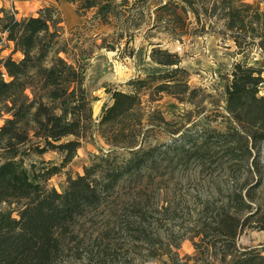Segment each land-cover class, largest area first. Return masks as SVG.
I'll return each instance as SVG.
<instances>
[{
    "label": "rangeland",
    "instance_id": "obj_1",
    "mask_svg": "<svg viewBox=\"0 0 264 264\" xmlns=\"http://www.w3.org/2000/svg\"><path fill=\"white\" fill-rule=\"evenodd\" d=\"M115 1L121 12L108 26L93 22L74 31L72 29L84 19L77 16L76 7L67 0H0V9L7 8L18 20L38 16L43 8L54 3L65 21L64 39L75 40L70 47L78 42L89 50L94 43L117 48L111 51L94 47V58L84 59L94 126L77 157L62 173L47 181L48 188L62 193L68 186L67 177L82 176L96 155L115 152L117 156H126L127 150L111 145L114 136L103 135L102 117L114 107L119 94L133 92L131 81L177 69L176 81H153L147 87L150 89L140 96L141 106L125 120L130 129L139 131L143 148L174 145L183 134L202 129L237 131L245 138L241 146L243 152L238 154L246 158L233 160L226 148L214 146L210 150L211 158L205 162L191 161L182 165L161 161L162 165L150 168L143 179L126 181L119 188V195L127 201L141 199V207L148 212L144 224L159 238L153 249L158 257L143 262L141 254H146V247L139 242L143 249L138 250L136 243L128 245L121 253L119 264H174L177 258L183 262L192 258L190 264H195L194 259L199 264H234L251 251L260 257L258 264H264V140L255 144L252 138V134L262 131L264 126L258 115L260 102H264V52L259 39L264 35L262 25L260 27L264 20V0H195L196 13L181 9L177 17L161 10L170 0H149L137 11H130V6L122 0ZM231 10L239 12L234 20L229 14ZM91 16L92 13L88 18ZM230 25L236 29H228ZM155 48L159 57L169 52L172 59L180 63L174 67L157 64L151 59ZM14 50L13 43L4 38L0 43V60L13 55L20 61L23 55L14 54ZM237 67L254 69L255 77L261 71L263 83L257 93L249 94L246 106L229 107L228 89ZM161 87H166L163 88L166 91ZM252 94H255L254 100ZM8 118L7 113L0 118V129ZM108 127L103 126L107 131L111 129ZM179 131L181 133L177 134ZM41 145L33 138L14 148L20 153L18 160L33 174L62 163L58 152H38ZM12 150L0 149V159L9 156ZM237 196L242 197L247 206L245 211L237 207ZM129 203H120L119 210L124 211ZM21 206L2 205L0 210ZM224 212L238 214L237 218L245 224L238 230L231 256L225 255L228 244L219 242L216 231ZM15 217L18 218V213ZM89 227H86L87 235L82 231L88 241L94 233V228ZM93 242L91 240V244Z\"/></svg>",
    "mask_w": 264,
    "mask_h": 264
},
{
    "label": "trees",
    "instance_id": "obj_2",
    "mask_svg": "<svg viewBox=\"0 0 264 264\" xmlns=\"http://www.w3.org/2000/svg\"><path fill=\"white\" fill-rule=\"evenodd\" d=\"M148 1L131 3L122 0L130 6V11H137ZM180 1L170 0L161 10L174 17L181 9L198 11L195 0ZM67 2L74 5L77 16L84 19L82 24L72 29L74 31L93 22L108 26L121 12L115 0ZM90 13L92 16L88 18ZM237 13L236 10L229 12L232 20L238 17ZM64 22L55 6L41 10L38 16L19 20L7 8L0 9V43L5 38L13 43L14 54L20 52L23 55L20 61H16L13 55L0 60V118L6 113L10 115L0 129V149H13L9 156L0 159V206L22 205L14 210H0V264H119L124 249L134 243L139 246V242L146 247V254H141V257L144 255L143 262H146L158 257L153 249L159 238H155L144 224L148 212L141 207V199L127 201L119 195V188L126 181L143 179L150 168L157 164L161 166V161L182 165L191 161L205 162L211 158L210 150L214 146L226 148L233 160L244 159L246 155L240 158L238 153L243 152L241 146L245 138L237 131L202 129L183 134L174 145L143 148L139 131L130 129L125 120L141 106L140 96L150 89L147 87L153 81H176L175 74L179 70H172L131 81L133 92L119 94L114 107L102 117L100 127L103 135L114 136L111 145L127 150L126 156H117L115 152L96 155L82 176L67 177L68 186L62 193L55 188L49 189L47 181L62 173L77 157L94 126V110L86 90L87 62L84 59L94 58L95 48L117 50L115 46L95 43L91 50L78 42L70 47L75 40L64 39ZM261 25L264 30V20ZM228 29L233 31L236 28L230 25ZM259 39L264 52V35ZM157 52L155 48L151 59L161 66L174 67L180 63L172 59L169 52L163 53V57H159ZM233 73L234 79L228 89L229 107L246 106L249 94L257 93L258 86L263 83L262 73L259 71L255 77L257 71L241 67ZM166 87L160 89L166 91L163 89ZM252 97L254 100L255 94ZM260 103L258 115L264 125V102ZM103 126L111 129L107 131ZM261 129L252 134L255 144L264 140V126ZM33 138L43 146L38 148V152L60 153L61 165L36 174L25 168L18 160L19 151L14 148L27 144ZM242 201V197H236L237 207L245 211L247 206ZM122 202H130L131 205L121 211ZM15 213H18V218ZM237 215L224 212L216 230L219 242L228 244L225 255L229 256L232 255L230 250L235 248L238 230L245 225ZM88 226L94 228L90 235L94 247H91V240L82 235L83 230L87 235ZM143 247L139 246L138 250ZM244 257L234 264H258L260 260L254 251L247 252ZM192 260L188 258L183 262L177 258L174 264H190ZM194 262L199 264L195 259Z\"/></svg>",
    "mask_w": 264,
    "mask_h": 264
},
{
    "label": "crops",
    "instance_id": "obj_3",
    "mask_svg": "<svg viewBox=\"0 0 264 264\" xmlns=\"http://www.w3.org/2000/svg\"><path fill=\"white\" fill-rule=\"evenodd\" d=\"M48 6H55V4L54 3H51V4H49ZM48 8V7H47ZM44 9V8H43Z\"/></svg>",
    "mask_w": 264,
    "mask_h": 264
}]
</instances>
